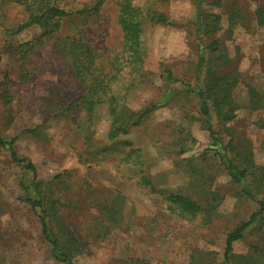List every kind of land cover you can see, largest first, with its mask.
Returning <instances> with one entry per match:
<instances>
[{
	"label": "rangeland",
	"instance_id": "rangeland-1",
	"mask_svg": "<svg viewBox=\"0 0 264 264\" xmlns=\"http://www.w3.org/2000/svg\"><path fill=\"white\" fill-rule=\"evenodd\" d=\"M59 1L67 9H77L96 0ZM197 1L141 2L172 22H147L149 82L132 89L127 99L133 112L155 107L128 134L110 142L106 140L110 119L99 109L92 120L94 140L107 150L90 153L87 136L80 130L89 126L90 116L81 110L63 112L81 93L62 42L74 28L71 21L50 38L41 27L13 34L27 20V11L17 0H0V134L18 137V149L32 160L39 180L53 179L43 187L42 198L47 209L56 203L51 219L62 241L69 235L67 228L79 238L75 263L221 264L226 234L248 220L258 211L257 202L264 200V109L249 110L250 89L264 94V30L255 19L264 0L201 4L207 13L221 16V30L204 37L207 44L220 40L221 51L208 53L203 86L211 66L238 81L232 92L238 118L225 123L213 113V125L223 141L219 147L234 140L236 150L226 148L225 153L237 165L250 166L244 185L225 171L199 101L184 92L196 81L198 51L192 23ZM116 2L106 0L102 23L90 32L104 54L121 42ZM166 70L179 81L169 84L163 78ZM169 87L179 94L163 99ZM27 129L34 133L24 132ZM181 138L187 142L184 153ZM25 172L0 150V264H57L42 237L38 216L21 200ZM244 188L254 198L244 195ZM188 199L201 205L191 221L184 208ZM233 256L234 264H264L263 222L235 244Z\"/></svg>",
	"mask_w": 264,
	"mask_h": 264
},
{
	"label": "trees",
	"instance_id": "trees-1",
	"mask_svg": "<svg viewBox=\"0 0 264 264\" xmlns=\"http://www.w3.org/2000/svg\"><path fill=\"white\" fill-rule=\"evenodd\" d=\"M142 1L144 0H117L116 23L120 30L121 42L117 48L112 47V50L104 54L96 47L90 32L93 30L92 27H99L102 23L106 0H96L77 9H67V6L61 4L59 0H17L20 5L25 7L28 18L12 31L13 34H19L31 27H41L47 32L45 37L50 38L58 33L64 22L71 21L70 23L74 27L71 28L68 35L63 36L62 42L74 75L80 84L81 93L65 105L66 108L63 112L73 113L81 110L90 116L91 119L86 121L89 126L86 129L80 127V130L87 136L85 144L90 153L105 147V145L97 147L94 140L96 130L92 120L99 109L105 110L110 119L106 139L110 142L118 139L121 135L128 134L131 128L135 127L140 119L142 120L143 116L155 107L152 105L141 113L133 112L128 108L127 99L132 89L149 82V74L146 72L148 54L145 48L147 22L150 21L154 25H169L172 22L166 14L146 9L145 5L141 4ZM203 1H197L199 10L196 21L192 23L195 27L198 51L196 81L194 85H186L187 90L184 92L195 96L199 101L200 113L205 119L206 129L215 141L214 148H212L216 151V156L225 171L235 183L244 185L249 178L250 166L244 165L243 168L237 165L227 152L225 153L226 148H229L231 152L236 150L237 145L234 140L229 141L224 149L219 147V145H223V141L213 125V113L219 121L225 123L238 118L239 107L232 101V92L238 81L228 76L227 78L219 75L214 72V68L211 66L207 73L206 90L202 82L203 69L208 62V53L215 54L221 51L220 40L213 39L210 44L204 42V37L215 36L221 30V16L207 13L201 5ZM216 5H220L219 0L216 1ZM255 19L264 30V5L256 9ZM22 59L24 58L22 57ZM163 78L169 84L179 81L170 70L165 71ZM250 93L249 110L264 109V94L254 88L250 89ZM177 94L179 91L169 87L163 99L168 100ZM24 132L34 133L28 129ZM17 142L18 137L11 138L0 134V150L7 151L12 161L26 171V176L21 181V188L24 191L21 200L27 203L38 216L42 237L49 247L54 262L57 264H78L74 262L73 258L75 252L80 250L79 238L74 231L66 227L69 235L62 241L51 219L57 213L56 203L54 202L47 209L46 202L42 198L43 187L53 179L51 181L38 179L34 163L19 151ZM180 144L183 146L181 152H186L188 150L185 147L187 142L181 138ZM249 154L251 156V153ZM27 175H30V178ZM58 178L56 177V179ZM242 193L254 198L246 188ZM186 201L188 204L184 208L189 214L186 218L190 221L195 220L201 205L189 199ZM257 203L258 211L226 234L224 262L221 264H234V260H236V257L233 256L235 244L243 240L251 227L260 221L264 224V200ZM51 212L53 213L51 214ZM132 261L134 264H141V260Z\"/></svg>",
	"mask_w": 264,
	"mask_h": 264
}]
</instances>
